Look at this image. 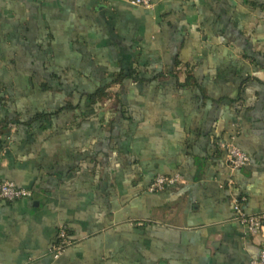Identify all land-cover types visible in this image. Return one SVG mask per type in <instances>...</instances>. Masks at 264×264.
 Here are the masks:
<instances>
[{"label":"crops","instance_id":"0c3cea01","mask_svg":"<svg viewBox=\"0 0 264 264\" xmlns=\"http://www.w3.org/2000/svg\"><path fill=\"white\" fill-rule=\"evenodd\" d=\"M152 2L0 0V182L33 193L0 202V264L259 257L232 197L264 213V0ZM129 70L143 80L87 110L85 94ZM229 143L249 166L230 171ZM157 175L182 181L152 193Z\"/></svg>","mask_w":264,"mask_h":264},{"label":"built area","instance_id":"2783aa9c","mask_svg":"<svg viewBox=\"0 0 264 264\" xmlns=\"http://www.w3.org/2000/svg\"><path fill=\"white\" fill-rule=\"evenodd\" d=\"M128 2L136 7L144 9H153L152 0H128ZM222 148L226 152V160L228 167L232 173L246 168L251 162L250 156L234 143L225 144ZM182 181V176H166L157 175L149 187L150 192H159L167 187L173 186ZM233 184V180L229 181V185ZM33 193L30 190L17 186L14 182H0V202H15L18 200L31 198ZM244 199L238 196L232 197L233 209L235 212V220L244 227L246 233L251 237L261 236L264 239V213L248 214L244 211L242 202ZM59 242L53 247L55 258L60 257L64 250L71 244L67 237V229L62 228L59 234ZM250 264H264V242L261 247L260 255Z\"/></svg>","mask_w":264,"mask_h":264},{"label":"trees","instance_id":"16d2710c","mask_svg":"<svg viewBox=\"0 0 264 264\" xmlns=\"http://www.w3.org/2000/svg\"><path fill=\"white\" fill-rule=\"evenodd\" d=\"M163 74H157L155 76H153V78H159L162 77ZM190 78V76L188 77ZM126 80H133V81H142L143 78L141 76V72L137 71V70H129V71H120L117 72L114 76H113V80L109 85L106 86H102L97 88L94 92L92 93H88L85 94L86 96V108L89 111H95L98 107V105H100V103H102L105 99H109L110 98V89H111V85L112 84H122L124 83V81ZM259 81V79L257 78H253V77H248L247 81ZM239 102H242L243 99L241 97L238 98ZM69 110H72V107H68ZM64 110H68L67 108H65ZM61 110V111H64ZM57 115V112L55 113H49V114H36L33 118H31L29 121L27 122H22L21 120H11V121H6L3 124V128L7 127L9 124H15V125H25V126H32L35 122H39L41 121V119L44 118H51L52 116Z\"/></svg>","mask_w":264,"mask_h":264}]
</instances>
